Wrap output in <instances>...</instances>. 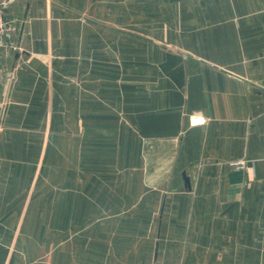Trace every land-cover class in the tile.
<instances>
[{"label":"crops","instance_id":"crops-1","mask_svg":"<svg viewBox=\"0 0 264 264\" xmlns=\"http://www.w3.org/2000/svg\"><path fill=\"white\" fill-rule=\"evenodd\" d=\"M0 1L17 28L11 48H0V100H11L10 113L19 112V97L30 96L37 80L53 86L45 96L61 98L54 112L65 118L69 112L90 113L91 128L101 126L97 113H123L120 126L112 115L106 122L122 128L125 164L138 168L134 176L142 180L126 184L124 192L150 196L78 203L91 205L94 262L105 256L113 258L108 264H264V0L189 4L193 57L154 51L149 70L144 56L135 94L125 87L110 91L114 84L106 81L105 99L112 102L106 108H100L94 90L99 26L56 19L82 16L88 0ZM90 1L98 11L99 0ZM195 18H202L199 25ZM7 122L20 128L14 119ZM4 186L0 183L2 238L11 181ZM3 253L1 246L0 258Z\"/></svg>","mask_w":264,"mask_h":264},{"label":"rangeland","instance_id":"rangeland-1","mask_svg":"<svg viewBox=\"0 0 264 264\" xmlns=\"http://www.w3.org/2000/svg\"><path fill=\"white\" fill-rule=\"evenodd\" d=\"M4 4L0 1L10 31L1 49L11 48L10 39L17 30L15 23L6 19ZM95 4L96 1L92 9L90 0L83 2L82 16L56 19L76 20L74 23L85 26L91 24L87 20H93L99 26V81L94 90L99 91L100 108L112 104L105 99L109 91L105 89L106 81L115 86L110 91L122 92L125 87L134 93L139 89V68L144 56L149 70L154 51L193 57L189 54L188 32L194 22L188 17V8L189 4L198 7L197 0H99L98 11ZM195 19L199 25L202 18ZM129 52L131 59L127 57ZM43 66L47 69L49 65ZM52 67L55 70L56 66ZM35 83L28 91L30 96L19 97V112H9L10 99L0 100V183L6 188L4 184L11 181L7 221L2 226L5 235L0 237L4 250L0 264H108L113 258L99 257L94 262L90 255L92 241L97 239V233L91 230L92 210L87 208L91 205H77L91 200L122 201L150 196H129L124 192L126 184H141L142 180L134 176L138 168L125 164L122 128L114 130L106 122L107 116L112 115L120 126L123 113H97L103 120L96 124L101 126L91 128L86 120L90 121L92 114L69 112L65 118L64 113L54 112L61 98L44 95L52 90L51 83ZM69 83L76 85L74 79ZM11 119L19 122L20 128L8 127ZM116 237L111 238L114 241ZM111 238L106 240L107 245ZM100 240L102 243L105 238Z\"/></svg>","mask_w":264,"mask_h":264},{"label":"built area","instance_id":"built-area-1","mask_svg":"<svg viewBox=\"0 0 264 264\" xmlns=\"http://www.w3.org/2000/svg\"><path fill=\"white\" fill-rule=\"evenodd\" d=\"M9 31L10 28L8 27L4 19L3 7L0 5V47H5L4 39L7 37Z\"/></svg>","mask_w":264,"mask_h":264},{"label":"water","instance_id":"water-1","mask_svg":"<svg viewBox=\"0 0 264 264\" xmlns=\"http://www.w3.org/2000/svg\"><path fill=\"white\" fill-rule=\"evenodd\" d=\"M182 177H183V180H184V185H185V187L187 188V187L189 186V181H188V178H187V177H185V175H184V174L182 175Z\"/></svg>","mask_w":264,"mask_h":264}]
</instances>
